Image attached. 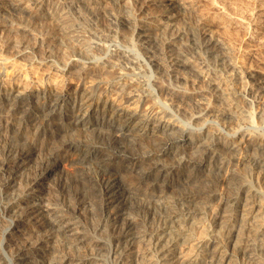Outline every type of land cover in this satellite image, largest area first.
Listing matches in <instances>:
<instances>
[{"label": "bare ground", "instance_id": "6f19581e", "mask_svg": "<svg viewBox=\"0 0 264 264\" xmlns=\"http://www.w3.org/2000/svg\"><path fill=\"white\" fill-rule=\"evenodd\" d=\"M7 1L0 0V12L11 17L5 16L15 31L8 39L9 47L16 56L49 66L50 71L44 86L42 80L26 75L10 89L0 80V264H16L22 258L29 264H109L107 255L117 264H230L228 258L235 250L249 260L233 264H264V202L258 199L264 196L246 181L243 170L238 171L256 151L250 161L252 169L264 176V150L252 145L255 139L249 135L256 136L249 131L236 126L224 133L218 127L220 123L232 126L229 114L242 117L244 109L232 102L220 105L226 98L227 80L205 61L188 58L192 47L176 43L183 33L200 41L202 49L217 41L208 13L199 11L195 32L190 34L172 28L176 15L170 16L168 7L166 13V6L158 10L159 4L170 0H137L139 22L134 27L138 43L148 49V65L159 75L153 79L154 86L166 98L159 101L141 64L124 49L115 48L103 56L71 57L64 66L55 65L51 54L38 59V45L28 40L33 29L30 14H12L13 5ZM66 1L79 6L77 0ZM15 2L34 12L33 7L43 0ZM82 2L94 10L102 0ZM180 2L186 7L195 5V0ZM153 5L160 7L155 10ZM147 7L155 11L148 13ZM43 14L54 20L52 38L56 33L74 38L67 16L55 17L48 9ZM259 17L244 26L250 38L264 44ZM232 22L242 23L241 19H223L220 25ZM151 25L163 29L162 33H149ZM221 63L224 70L240 73L232 87L240 83L242 89L235 88L233 94L262 102L264 113V67L242 68L229 58ZM73 66L78 67L74 71L78 79L88 83L84 82L86 89L74 96L59 86L53 94L54 74L61 72L65 82ZM161 75L177 84L160 82ZM62 101L68 108L57 116ZM169 105L186 112V119ZM84 110L79 124L69 120ZM93 110L103 114L95 115ZM111 110L107 119L105 113ZM196 119L201 121L195 124ZM71 128L77 138L72 137ZM240 128L245 133L237 134ZM249 138L244 150L248 152L241 153L244 139ZM62 161H69L72 171L59 174L43 188ZM176 172L181 176L171 180ZM43 198L47 203L35 204ZM208 213L212 228L229 227L225 240L216 235L192 238L190 225ZM260 214L261 223L253 226L250 219H259ZM23 224L25 229H19ZM252 229L254 237L246 235ZM3 249L11 253L10 259Z\"/></svg>", "mask_w": 264, "mask_h": 264}, {"label": "rangeland", "instance_id": "374dc122", "mask_svg": "<svg viewBox=\"0 0 264 264\" xmlns=\"http://www.w3.org/2000/svg\"><path fill=\"white\" fill-rule=\"evenodd\" d=\"M10 1V2H9ZM15 3L12 4L11 3ZM14 1V2H13ZM83 0H77L79 3V6L77 8L72 7L71 4L66 0H43L42 3H39L36 7H33V10H25L19 7V5H16L15 0H8L7 5L12 6L9 9H11L12 14H16L14 12H20L17 14H21L24 12L25 15H29L31 23H32V32H30L28 35V40L30 38V44L35 43L37 44V52L36 54L40 57H37L38 59H41L42 57H46L49 54H51L54 58V64L64 66V64L69 60L71 57H84V56H90V57H96L100 55H104L107 53H111L113 49L120 48L126 50L128 53L131 54L134 60H136L138 63L141 64L143 67V74L146 79L149 80V82L153 85L154 88L153 92L156 96V98L161 101L166 99L164 96H160L159 92H157V89L154 86L153 79L156 76H159L157 72H155L154 69H152L148 65L146 51L148 50L146 47H144L142 44L138 43L139 38L137 33V30L134 27V22H139V3L137 0H102L101 3L97 4V8L93 10V8H89L86 4L82 2ZM181 0H170V2H167V5L164 3H161L157 5L160 7L158 9L157 6L153 5L151 8H156L155 10L163 9L165 6V13L168 9V14L170 13L172 16L173 14L176 15V17L172 20L173 24L172 28H181L186 29L189 31L190 34H193L195 32L194 27V21L196 19V16H199L200 13H208L207 15L212 18L213 22V31L215 40L212 45L205 46L206 49H202L200 47V41L181 36L176 41L178 47L184 48L185 46L192 47L193 52L189 53L187 56L188 58L192 59H199L201 61H205L204 63L207 65H210L211 67H215L219 69L220 76L226 79L227 84L224 85L225 87V99H222L218 103L220 105H229V103L232 102L234 107H239L243 110V116H237L232 113H230V117L232 115V118L230 119L232 122L230 123L229 127H226L222 123L218 125L220 129L224 131V133H227V130H232L231 127H241L242 130L251 133L255 135L256 137L249 135L255 139V142L252 144L255 148H260L261 150H264V113H263V107L261 105L262 102L256 100H252L251 97H244L242 94H233L236 90L235 88L242 89V84L240 86L237 84L236 86L232 87V83L238 79L240 76V73L238 70H230L226 71L224 70V66L222 65V59L223 58H229L232 61L237 62V64L241 65L242 68H250V66H262L264 67V44L261 43V41L257 38L252 39L248 35V28H246L245 23L250 19L254 20L255 16L259 17L263 22L262 26L264 27V0H195V5H191L189 7H186L183 5V3L180 2ZM10 4H9V3ZM106 3V4H105ZM194 3V0H193ZM43 6H41V5ZM14 5L16 7H14ZM100 5V7H99ZM38 9V7H40ZM155 6V7H154ZM164 6V7H162ZM195 6V7H194ZM197 6V7H196ZM149 7L146 8L148 13H151V11H155L154 9H151ZM193 7V8H192ZM199 7V8H198ZM18 8V9H17ZM36 8V9H35ZM45 8V9H44ZM52 11L54 15H65L69 18L71 27L73 28L72 33L74 34V38L72 40L62 38L59 33L54 34L53 38L51 35V28L55 27L54 20L52 22L51 18H46L43 12L47 11V9ZM100 8V9H99ZM200 9V10H199ZM39 10V11H38ZM37 11V12H36ZM200 11V13H199ZM202 11V12H201ZM28 12V13H27ZM175 12V13H173ZM35 13V14H32ZM39 13V14H38ZM203 13V14H204ZM43 14V15H41ZM33 15V16H32ZM37 15V16H36ZM55 15V17H57ZM255 15V16H254ZM259 15V16H258ZM8 15H5L0 12V80L5 83H7L8 89L14 88V85L22 80H25L26 77L35 79V80H42L40 82H45L44 85H47L48 78V72L50 71L49 66H39L36 65V63H31V60L28 57H18L15 55L12 48L8 45V39L11 35L15 34V31L13 30V27L11 25L8 26V24H12V21L8 17H5ZM42 16V17H41ZM44 16V17H43ZM60 17V16H59ZM11 18V17H10ZM239 20L241 19V22H235L229 24L227 27L225 25L221 26L220 23L223 19L227 20ZM253 18V19H252ZM244 19V20H243ZM243 20V21H242ZM246 20V21H245ZM35 21V23H34ZM133 21V22H132ZM5 22V23H4ZM51 22V23H50ZM53 23V24H52ZM237 23L241 25H237ZM4 25V26H3ZM261 27V30L264 31V28ZM151 29H149V33L160 35L163 31L160 27H157V25H151ZM215 29V30H214ZM219 29V30H218ZM161 32V33H160ZM158 33V34H157ZM160 33V34H159ZM262 37H264V32L261 33ZM183 37V38H182ZM138 38V39H137ZM195 43V44H194ZM219 43V45H217ZM189 44V45H188ZM216 46H214V45ZM212 46V47H211ZM54 48V49H52ZM78 67L73 66L71 70H73L72 74L69 72V77L64 82V77L61 75V72L55 73L52 77L55 81H52L51 83L55 85V88L52 89V93L55 94L59 89L58 88H67L68 92L71 93V95L78 96L82 94V92L86 89L84 87V82L88 84L85 80L81 81V79H78V73H74V71H77ZM26 78V79H27ZM18 80V81H17ZM7 81V82H6ZM28 81V80H26ZM70 81V82H67ZM160 82L167 83L169 85H175L177 84L176 81H174L169 76H162L159 79ZM64 82V83H63ZM9 83V84H8ZM50 83V82H49ZM57 83V85H56ZM64 85H61V84ZM66 83V84H65ZM60 86V87H59ZM60 88V89H61ZM84 88V89H83ZM166 90H163L164 92H167L168 88H165ZM72 90V91H71ZM74 91V92H73ZM15 92L13 90L14 97ZM44 95V94H43ZM164 95L167 94L164 93ZM41 97H43L40 94ZM38 97V94L36 95ZM54 97V95H53ZM232 98V99H231ZM249 98V99H248ZM71 99L74 100V97ZM38 101H43V99H37ZM50 104L53 101V98L51 97ZM254 101V102H253ZM236 102V103H233ZM63 101L60 102L59 107L57 108L56 115H60L62 108L67 109L68 106H62ZM73 102H69V106L72 105ZM242 106V107H240ZM262 107V109H261ZM87 107H85L86 109ZM168 108L173 111V113L179 114V116L183 119H186V112L180 113L177 111L176 107L169 105ZM37 110V109H35ZM86 110L82 111L81 114L75 117H70V121H74L77 124H79L78 120L80 121L82 119L81 116L84 115V112ZM93 113L95 115L98 114L102 115V110L95 111L93 110ZM111 111H108L105 113V117L109 119L111 118ZM217 114L218 111H213V114ZM229 117V118H230ZM234 117V119H233ZM238 117V118H236ZM81 118V119H80ZM201 119V118H200ZM122 121V119H121ZM120 120L117 121L116 126L121 122ZM201 120L196 119L193 120L195 124L197 122H200ZM233 123V124H232ZM231 128V129H230ZM240 131L237 132V134L241 133ZM72 137L77 138V132L74 128L70 129ZM242 131L243 133H245ZM242 133V134H243ZM226 134H223V136ZM248 136V137H249ZM238 141H240V138L238 135L236 136ZM258 139V140H257ZM245 142L243 143L245 146L244 148L239 150V153L245 152L244 150L247 149L248 143H250L249 139H244ZM257 140V141H256ZM249 141V142H248ZM257 150V149H255ZM248 152V151H246ZM245 152V153H246ZM256 152V151H255ZM250 155L249 162L241 165V168L239 170H243L246 173V181L255 187L260 188L262 191V195L264 196V176L261 174L259 177L258 173L252 169L251 160L254 158V153ZM66 162V163H65ZM69 161H62L60 163L58 170L51 173L47 179L46 182L43 183L42 187L46 188L48 185L47 183H52L59 174L63 173H70L72 171V166H70ZM121 164V163H119ZM210 172L209 170H207ZM205 169L203 172H207ZM207 172V173H208ZM57 176V177H56ZM180 173H174L169 178L171 180H174V178L180 177ZM56 177V178H55ZM164 177L160 178V183L164 182ZM48 181V182H47ZM45 186V187H44ZM173 187L172 185H170ZM258 199L263 200L264 197L258 196ZM45 204L47 203L46 199H40L36 201V205L38 204ZM1 204V203H0ZM210 213V212H209ZM206 214L203 218H201L200 222L194 221L190 225V234L192 238H196L199 235H207L212 236L216 235L220 241L225 240L227 236L230 233L229 227H221L218 230H215L211 226V214ZM259 219L251 218L250 221L252 222L253 226H258L259 222L261 223L263 218V214L258 215ZM19 229L23 230L25 229V224L20 225ZM1 232H3L1 230ZM246 235L253 236L255 235V231L252 229L251 232H247ZM2 238V237H1ZM0 243H2V240H0ZM3 252L6 256H11V253L8 250L3 249ZM103 252V251H102ZM236 252V253H235ZM228 263H243L249 260L247 256H244L240 254L237 250H235L231 257L228 258ZM107 262L109 264H117L113 258L109 255H107ZM13 264V263H12ZM16 264H29V260L27 258H22L17 260Z\"/></svg>", "mask_w": 264, "mask_h": 264}]
</instances>
